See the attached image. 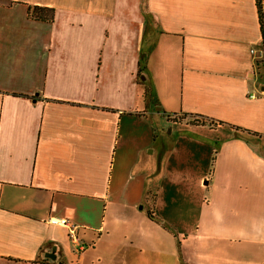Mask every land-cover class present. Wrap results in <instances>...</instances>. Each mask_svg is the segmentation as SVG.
<instances>
[{"label":"crops","instance_id":"obj_1","mask_svg":"<svg viewBox=\"0 0 264 264\" xmlns=\"http://www.w3.org/2000/svg\"><path fill=\"white\" fill-rule=\"evenodd\" d=\"M261 42L255 0H0V264H264Z\"/></svg>","mask_w":264,"mask_h":264},{"label":"trees","instance_id":"obj_2","mask_svg":"<svg viewBox=\"0 0 264 264\" xmlns=\"http://www.w3.org/2000/svg\"><path fill=\"white\" fill-rule=\"evenodd\" d=\"M255 5L257 8V14L259 18L260 32H261V38H262L261 43H262V47L264 50V0H255ZM29 16L35 20L52 21L54 18V9L52 7L34 5V6L29 7ZM259 63L264 64V60L259 61ZM145 74H146V58L144 57L140 61L138 75L141 76ZM145 82L146 80L143 81L142 83H145ZM145 95L151 99L152 87L148 84L147 86H145ZM181 114L185 116L195 117L196 119L193 122H191L192 124H209L210 126H213L217 123L214 119L203 116V115L186 113V112L181 113ZM236 129L244 130L247 133L258 134L250 130H247V129H240V128H236ZM147 215L151 219L159 222L161 226H163L164 228L169 229V226L167 224L161 222L160 220L157 219V217H155L152 210L147 211Z\"/></svg>","mask_w":264,"mask_h":264},{"label":"built area","instance_id":"obj_3","mask_svg":"<svg viewBox=\"0 0 264 264\" xmlns=\"http://www.w3.org/2000/svg\"><path fill=\"white\" fill-rule=\"evenodd\" d=\"M48 222L51 224L62 225L69 228V236L71 241L78 247H80V243L78 237L75 233L76 226L71 222V217L69 215L58 216V215H50L48 218Z\"/></svg>","mask_w":264,"mask_h":264},{"label":"rangeland","instance_id":"obj_4","mask_svg":"<svg viewBox=\"0 0 264 264\" xmlns=\"http://www.w3.org/2000/svg\"><path fill=\"white\" fill-rule=\"evenodd\" d=\"M264 69V68H263ZM262 69V70H263ZM170 120H173V121H182V122H193L196 118L193 117V116H185V115H182V114H177V115H171V117H169ZM101 211L98 210V213L96 214V216H100L101 215Z\"/></svg>","mask_w":264,"mask_h":264},{"label":"water","instance_id":"obj_5","mask_svg":"<svg viewBox=\"0 0 264 264\" xmlns=\"http://www.w3.org/2000/svg\"><path fill=\"white\" fill-rule=\"evenodd\" d=\"M54 251H55V247L52 249V251L45 253V256H46V257H49V258H51V259H55L56 256H55Z\"/></svg>","mask_w":264,"mask_h":264}]
</instances>
